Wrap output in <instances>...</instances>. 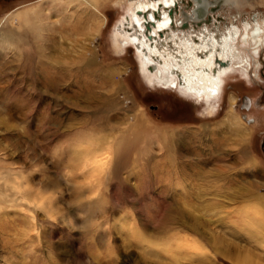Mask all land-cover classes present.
I'll use <instances>...</instances> for the list:
<instances>
[{"label": "rangeland", "instance_id": "obj_1", "mask_svg": "<svg viewBox=\"0 0 264 264\" xmlns=\"http://www.w3.org/2000/svg\"><path fill=\"white\" fill-rule=\"evenodd\" d=\"M127 3L0 0V264H264V64L150 87Z\"/></svg>", "mask_w": 264, "mask_h": 264}, {"label": "bare ground", "instance_id": "obj_2", "mask_svg": "<svg viewBox=\"0 0 264 264\" xmlns=\"http://www.w3.org/2000/svg\"><path fill=\"white\" fill-rule=\"evenodd\" d=\"M127 2L125 15L114 29V42L118 48L125 50L130 47L135 50L150 87L165 88L168 81L165 77H168L169 81L178 84L179 92L203 100L204 105L215 112L219 108L218 96L223 94L227 78L236 72L247 78L243 68L235 69L234 63L244 59V52L235 53L233 43L242 32L249 33L246 24L248 17H254L264 25V0L248 4L250 6L236 0ZM175 5L176 12L182 18L180 23L174 20L178 18L176 14V18L173 16ZM212 18L216 27L210 29L203 26L198 29ZM217 20L224 23L223 30ZM240 25L245 28L242 30ZM251 49L246 51L247 58L252 56ZM253 53L257 54L258 51ZM230 99L235 104L236 97L232 95ZM138 132L140 136L142 132ZM136 143L135 140L128 145L132 147ZM230 252V256L239 258L238 249L231 248Z\"/></svg>", "mask_w": 264, "mask_h": 264}, {"label": "flooded vegetation", "instance_id": "obj_3", "mask_svg": "<svg viewBox=\"0 0 264 264\" xmlns=\"http://www.w3.org/2000/svg\"><path fill=\"white\" fill-rule=\"evenodd\" d=\"M180 6V5H179ZM178 8V6H177ZM176 5H175V10H174V15L176 18V15L178 16V18L174 19L175 21H177L178 23H180L182 21L181 16L179 15V12H176ZM169 14H170V10H169ZM176 14V15H175ZM171 18L173 17L170 14ZM217 18V15H216ZM211 22V23H210ZM218 24L220 25V29H224L223 25L224 23L217 20ZM230 22V19H229ZM236 22V21H234ZM210 23V24H209ZM231 23V22H230ZM247 26H249V33H245L242 32L241 34H239V37L236 39V41L233 43V48L235 53H240V52H244V54L242 55L244 57V59H241L238 62L234 63L235 69L237 68H243L246 71V77H243L245 80H247L248 82L252 81V70L249 69V65L250 67L253 65V67L255 65H258V62H260L261 64H264V25H261L257 19H255L254 17H248L247 19ZM179 26V24H178ZM203 26H208V28L212 29L214 27H216V23L214 21V18H212L208 23L203 24L202 26H198L199 28H202ZM243 27V28H242ZM240 28L243 30L245 28L244 25H240ZM256 30V31H255ZM258 32V34L255 36L256 32ZM250 48H253V50L251 49L250 52L252 53V56H250L249 58H247L246 56V51L249 50ZM253 51H258L257 54H254ZM237 67V68H236ZM243 76L240 74V72H236L235 74H233L232 76H230L229 78H235L234 76ZM236 76V77H238ZM225 82V86L226 83L228 82V79ZM224 92V88L222 93Z\"/></svg>", "mask_w": 264, "mask_h": 264}]
</instances>
